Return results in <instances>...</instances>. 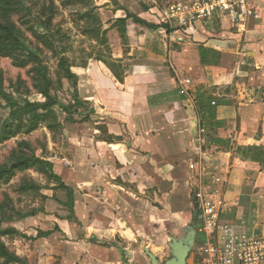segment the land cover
Returning a JSON list of instances; mask_svg holds the SVG:
<instances>
[{"label": "crops", "instance_id": "1", "mask_svg": "<svg viewBox=\"0 0 264 264\" xmlns=\"http://www.w3.org/2000/svg\"><path fill=\"white\" fill-rule=\"evenodd\" d=\"M139 1L141 12L127 0L120 15L108 11L104 29L126 11L161 25L166 6L183 0ZM252 5L259 18L245 27L215 18L190 34L128 20L124 38L110 45L117 70L94 60L79 75L77 91L93 113L88 131L74 123L71 158L54 167L74 190L75 220L67 211L54 229H21L36 238L27 264H152L129 241L143 231L139 221L159 216L162 203L172 216L185 212L175 210L184 200L179 186L190 196V211L195 189L219 187L221 220L264 235V0ZM198 137L200 156L193 149ZM193 162L198 171L190 170ZM57 198L63 208L67 195ZM187 228L188 235L190 222ZM149 249L160 261L156 247ZM189 259L201 261L202 252L191 251Z\"/></svg>", "mask_w": 264, "mask_h": 264}, {"label": "rangeland", "instance_id": "2", "mask_svg": "<svg viewBox=\"0 0 264 264\" xmlns=\"http://www.w3.org/2000/svg\"><path fill=\"white\" fill-rule=\"evenodd\" d=\"M127 2L133 5V10L139 9L138 12H141L142 4L139 0H127ZM126 6L125 0H0V21L5 25L13 26L28 46L38 54L52 82L51 96L57 97L66 106L75 107L69 112L56 107L54 111L59 125L54 126L52 130L47 126L55 125L53 117L46 123L39 124L35 131L27 132L29 121L26 116L21 121L20 131H17L11 139L0 141L1 170L34 156L39 158V161L53 166L54 177L47 165L35 163L27 169L14 170L8 177L0 179V244H4L10 253L21 260V264H27L25 254L32 252V246L36 241V238L24 234L22 230L54 229L56 219H59L58 214H65L64 212L68 211L64 209L65 205H62L63 208L60 207V200L57 198L60 193L65 194V192L59 189L61 180L55 177L58 168L54 171V167L60 162L59 160L65 158L64 156L71 158L68 153L71 146V132L78 127L74 123L82 126L78 128L80 132L88 131L87 127L90 123L88 120L92 114L89 105L84 108L76 106L75 95L78 91L67 80L60 79L58 75L60 61L67 59L69 68L78 76L84 74L94 60L106 61L117 70L109 60L110 45L113 39L121 38V28L116 24L104 29L105 26L110 27L104 22L108 19V11L117 13L118 9ZM123 15L126 16L125 13ZM159 20L162 25L167 23L163 15L159 16ZM97 30L101 31V35L106 31L105 45L101 37L95 34ZM39 36L50 40L56 52L45 46ZM26 55L20 50L0 52V92L13 97L23 106L27 102L46 103L40 92L37 72L40 66L31 62ZM12 113L7 101L0 99V139L4 126L8 125L13 130H17L16 126L19 123L15 124L16 119L13 118ZM40 113L44 112L40 111ZM101 127L99 131L105 135L104 125ZM179 189L178 194L184 200L175 210L185 212L174 213L172 216L167 209L170 204L162 203L159 216L152 219L145 217L144 220L139 221L138 229L143 231H139L136 240L129 241L134 248L143 247L145 254H147L146 250L151 253L149 248L155 246L163 264L174 259L172 246L175 241L193 244L192 253L202 252L204 245L203 239L200 238L202 235L200 221L194 220V207L191 211L189 209L190 196H187L182 186H179ZM147 195L150 196V193ZM159 195L162 197L163 192ZM192 200H194L193 196ZM73 219L75 220V216L70 214L69 220ZM189 222L192 228V235L188 234L190 237L186 234V231H189L187 228ZM7 230H14L15 233L3 235L2 233ZM191 240H195L194 243ZM26 245L30 246L27 253V249L23 248Z\"/></svg>", "mask_w": 264, "mask_h": 264}, {"label": "built area", "instance_id": "3", "mask_svg": "<svg viewBox=\"0 0 264 264\" xmlns=\"http://www.w3.org/2000/svg\"><path fill=\"white\" fill-rule=\"evenodd\" d=\"M166 22L176 32L192 33L199 22L215 18H227L236 26L245 27L250 20L259 18V11L252 0H183L169 4L164 12ZM204 141L196 138L194 152L200 156ZM191 171L200 169L196 163L189 165ZM221 189L208 190L200 186L194 192L200 232L206 240L202 249V260L188 264H264V235L252 236L247 231L221 220L223 202ZM244 222L241 225L244 226Z\"/></svg>", "mask_w": 264, "mask_h": 264}, {"label": "trees", "instance_id": "4", "mask_svg": "<svg viewBox=\"0 0 264 264\" xmlns=\"http://www.w3.org/2000/svg\"><path fill=\"white\" fill-rule=\"evenodd\" d=\"M128 20H133L136 24L142 25L148 29H158L160 27H164L168 30V33L171 32L169 29L168 24L166 23L165 25H151L150 23L140 19L134 14L129 13L126 11V17L118 19L115 24L120 25V31L122 34V37L124 38L125 34V26ZM95 34L97 37H101V41L103 45L106 44L107 42V37H106V31H104L103 35H101V31L97 30L95 31ZM40 41L47 46L49 49L55 51L54 44L48 40L45 37L39 36L38 37ZM9 50L11 51H16L20 50L22 51L31 62L39 64L40 68L37 69L38 72V78L40 82V92L43 95V97L46 99V103L43 104H31L29 102L26 103V105H21L19 104L13 97L7 96L5 93L0 92V99H4L7 101L9 108L13 111L12 116L15 120V124L19 123L17 125V130H13L11 126H4L3 132L1 133V139L0 141H6L12 138L13 135L17 133V131L21 130V121L28 116V125H27V132L31 133L36 130L37 126L42 123H46V121L49 118H52L55 120V125L53 124H48L47 128L48 129H54V126L59 125L57 121V114L54 111L56 107H59L62 111L64 112H69V110L74 109L75 107L73 106H66L62 104L57 97L51 96V87H52V82L51 79L49 78L47 69L43 66L41 63L38 54L32 50L28 44L22 39V37L18 34V32L15 30V28L11 25H5L0 21V52H8ZM102 61V60H101ZM106 64H108L105 61ZM109 65V64H108ZM109 67L112 68V66L109 65ZM60 71L58 73L60 79L67 80L69 83L72 84V87L77 91V85L79 81V76L72 72L71 69L68 66L67 59H61L60 61ZM62 88V85H61ZM75 104L78 108H84L87 107L88 102L83 101L80 99L79 94L75 95ZM40 111H43L44 113H40ZM93 113V110L92 112ZM14 124V123H13ZM12 124V125H13ZM14 126V125H13ZM42 164V165H47L49 172H51L52 176L54 175L52 173L53 166L50 163H45L39 161V158H36L34 156L33 158L27 159L26 161H19L15 164L9 165L6 169H0V179L8 177L11 175L12 171L14 170H24L30 167L33 164ZM54 177V176H53ZM57 180H61L57 175H55ZM59 189L64 191L65 194L68 197V201L66 204V208L68 211L74 215V207H75V196H74V190L71 189L70 187L64 185L61 181V184L59 186ZM15 233L14 230H7L4 231L2 234L3 235H8V234H13ZM42 233H39V236ZM0 260L2 261L0 264H12L13 262H19L20 264L22 263L21 260H19L17 257H15L10 251L7 249V247L4 244H0Z\"/></svg>", "mask_w": 264, "mask_h": 264}, {"label": "water", "instance_id": "5", "mask_svg": "<svg viewBox=\"0 0 264 264\" xmlns=\"http://www.w3.org/2000/svg\"><path fill=\"white\" fill-rule=\"evenodd\" d=\"M197 206L195 205L194 209V220L197 218ZM192 228H190V235ZM190 235H188L190 237ZM192 243H194V240H191ZM193 244H185L184 242L181 241H175L172 249L174 251V259L173 260H168L164 264H188V259L190 257V253L192 251ZM149 259L151 260L152 264H163L161 263L156 256H154L152 253L149 251H146Z\"/></svg>", "mask_w": 264, "mask_h": 264}]
</instances>
